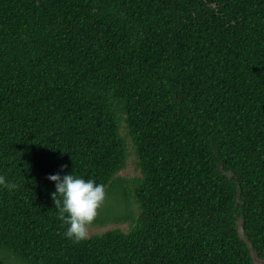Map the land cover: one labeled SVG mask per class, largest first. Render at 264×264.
<instances>
[{
	"label": "trees",
	"instance_id": "obj_1",
	"mask_svg": "<svg viewBox=\"0 0 264 264\" xmlns=\"http://www.w3.org/2000/svg\"><path fill=\"white\" fill-rule=\"evenodd\" d=\"M55 174L127 231L69 240ZM0 176V264H264V0H0Z\"/></svg>",
	"mask_w": 264,
	"mask_h": 264
},
{
	"label": "clouds",
	"instance_id": "obj_2",
	"mask_svg": "<svg viewBox=\"0 0 264 264\" xmlns=\"http://www.w3.org/2000/svg\"><path fill=\"white\" fill-rule=\"evenodd\" d=\"M48 179L55 183L56 191L51 194L55 208L59 210V218L67 225L65 236L73 243H80L89 236V227L97 218L106 192L102 184L93 180H85L68 174L50 175ZM0 186L12 191L18 187L15 183L6 182L0 176Z\"/></svg>",
	"mask_w": 264,
	"mask_h": 264
},
{
	"label": "rangeland",
	"instance_id": "obj_3",
	"mask_svg": "<svg viewBox=\"0 0 264 264\" xmlns=\"http://www.w3.org/2000/svg\"><path fill=\"white\" fill-rule=\"evenodd\" d=\"M131 147V146H130ZM120 177L125 178L126 180L130 181L131 179H134L136 177H140L141 173L139 169L137 168V158L134 153V149L131 147L129 151V158H128V165L124 171H122L120 174ZM106 198L105 201L101 207V209L104 208H110L111 211L121 213L123 212V208L127 207L126 203L129 202V197H125L122 193L121 187H116L113 189H106ZM120 228L124 231H127L128 227L126 224H115V223H110V225L102 227V226H90L89 227V236L91 237L95 234H102L108 230H113ZM255 258V256H254ZM257 264H263L262 262H259L255 260ZM12 264H24L21 261L13 259L11 262Z\"/></svg>",
	"mask_w": 264,
	"mask_h": 264
}]
</instances>
